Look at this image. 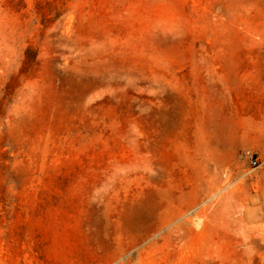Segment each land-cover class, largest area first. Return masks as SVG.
<instances>
[{
    "label": "rangeland",
    "instance_id": "1",
    "mask_svg": "<svg viewBox=\"0 0 264 264\" xmlns=\"http://www.w3.org/2000/svg\"><path fill=\"white\" fill-rule=\"evenodd\" d=\"M0 264H264V0H0Z\"/></svg>",
    "mask_w": 264,
    "mask_h": 264
},
{
    "label": "built area",
    "instance_id": "2",
    "mask_svg": "<svg viewBox=\"0 0 264 264\" xmlns=\"http://www.w3.org/2000/svg\"><path fill=\"white\" fill-rule=\"evenodd\" d=\"M248 159L252 169H256L259 166V159L252 154H248Z\"/></svg>",
    "mask_w": 264,
    "mask_h": 264
},
{
    "label": "bare ground",
    "instance_id": "3",
    "mask_svg": "<svg viewBox=\"0 0 264 264\" xmlns=\"http://www.w3.org/2000/svg\"><path fill=\"white\" fill-rule=\"evenodd\" d=\"M257 9V8H256ZM245 28V27H244ZM251 31H253V30H251ZM240 33V32H239ZM242 34V33H241ZM253 43V42H252ZM251 51V50H250Z\"/></svg>",
    "mask_w": 264,
    "mask_h": 264
}]
</instances>
